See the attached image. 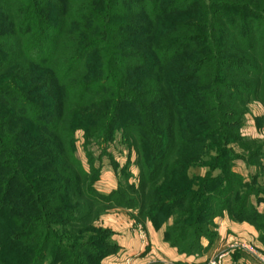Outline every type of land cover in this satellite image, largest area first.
<instances>
[{
  "label": "trees",
  "instance_id": "trees-1",
  "mask_svg": "<svg viewBox=\"0 0 264 264\" xmlns=\"http://www.w3.org/2000/svg\"><path fill=\"white\" fill-rule=\"evenodd\" d=\"M254 100L264 104V0H0V264L64 262L59 251L100 262L109 253L93 247L103 242L93 220L114 203L141 210L136 190L160 215L187 203L177 214L193 224L166 240L194 230L198 241L213 205L264 233L238 174L212 172ZM117 124L140 183L103 194L91 148L112 141ZM196 165L210 171L198 190L152 180L192 183Z\"/></svg>",
  "mask_w": 264,
  "mask_h": 264
},
{
  "label": "rangeland",
  "instance_id": "rangeland-1",
  "mask_svg": "<svg viewBox=\"0 0 264 264\" xmlns=\"http://www.w3.org/2000/svg\"><path fill=\"white\" fill-rule=\"evenodd\" d=\"M255 3L259 2V0H254ZM122 128L120 125H116V129L114 130V138L107 144H103V148H99L94 145L91 149L95 154L96 161L95 166L100 167V175L99 179L96 181L97 189L103 194H109L113 191L117 190L120 185L128 186L134 185L137 187L140 183L141 177V167L138 160V153L134 148H129L126 144L125 140H123L122 136ZM77 137V155L83 162L84 166L88 169L89 164L87 161V155L84 148V139L83 132L78 131L76 134ZM239 139L237 141L230 142L228 148L230 152L226 155L223 162L220 163V167L216 170H212L214 175L224 174L227 169L238 174L239 177L236 178V181L239 183L242 182L240 189L243 191L250 192L248 194V200L250 203H253L257 210L264 214V104L259 100H254L250 102L247 106V111L244 113L242 125L239 128ZM104 152V153H102ZM101 156L100 159L98 157ZM209 167L207 165H196L192 167L190 170L192 183H188L187 179L182 176H177L174 180L176 183H172L170 177L168 179L165 176H159L152 180H154L157 186H167L174 185L173 190H185L192 191L200 189V180L197 179L198 176L206 177L208 174ZM211 174V173H210ZM209 176V175H207ZM208 180V179H207ZM206 183V180L203 181ZM210 185L213 187H219L217 182L210 181ZM202 183V181H201ZM169 189V188H168ZM129 190V189H128ZM139 190H136L134 195H138L141 200V206L143 211L139 210V207L133 206L131 208L126 206H118L115 203L111 204L107 210H104L98 217V219L93 220V224L96 226L95 228L100 229L103 235L97 236L100 237V241L97 244L93 243V247H96L98 250L108 251L109 254L101 258L99 261H95V257L91 256V254H75L74 256H69L67 252L59 251L57 254L60 257L65 258L64 262L71 264H115L112 259L115 257H119L116 264H170V259L168 257H164L163 255H156L154 252L149 253L152 249L153 244H151L149 230L152 231L154 229L156 232L160 234L162 237V241L167 243L169 246L175 248L178 253L185 255H200L206 252L213 253L218 235V229L221 225L220 217L226 215L229 217V214L226 210L221 214L222 211L217 205H213L212 210L215 211V216H213L207 223H204L201 228L204 231V235H202L198 241L196 238V233L194 230H189L187 234L185 233V241L183 240L184 233L182 234L180 231L169 233V239L166 240L168 231L173 227L180 226L182 222L184 225H192L193 220L191 217H183L178 215L180 213L179 209H184L186 202L181 204L174 205L168 209H166L161 215L157 212L150 211L154 206H152L153 200H142L140 197L143 195H147L148 190L141 191L139 194ZM132 193V191H130ZM169 193V192H168ZM141 195V196H140ZM148 198V197H147ZM150 200V202H149ZM193 202L194 200H189ZM153 213L155 216V220H151L146 217L148 212ZM177 211V212H176ZM183 217V218H181ZM84 223V222H82ZM129 224V226H126ZM84 225L77 224L72 231L76 235H78L79 228ZM186 226V227H188ZM256 228V227H255ZM63 233L65 230H70L71 228H63ZM259 232V237L262 239V235L264 233ZM131 232L132 235L138 234L139 246L135 250L133 247L131 251H133L129 255L127 252L122 251L124 249L123 242H119V239L124 237L125 240H131V237H127L124 235V232ZM96 235L98 233L94 232ZM147 233V234H146ZM150 235V236H149ZM172 235H180L182 238L181 242H179V246H174L170 241H175V238H172ZM140 238V239H139ZM95 240V242H97ZM196 241V242H195ZM264 242V241H263ZM65 246L68 245V242H63ZM200 244V247L198 246ZM193 249H192V248ZM233 247H243L248 248L253 252V245L247 243H239L233 242L230 245ZM184 248L185 250L191 249L193 254L183 253L180 249ZM195 248V249H194ZM156 251V250H155ZM123 252L126 254L123 257ZM73 253V252H72ZM93 255V254H92ZM163 256V257H162ZM215 257H211L206 264H215ZM62 260L54 263L51 260V254L47 256L46 260L43 264H63ZM176 264H184L183 262H175ZM203 263V264H205Z\"/></svg>",
  "mask_w": 264,
  "mask_h": 264
},
{
  "label": "crops",
  "instance_id": "crops-1",
  "mask_svg": "<svg viewBox=\"0 0 264 264\" xmlns=\"http://www.w3.org/2000/svg\"><path fill=\"white\" fill-rule=\"evenodd\" d=\"M220 219L221 225L218 229L219 237L213 246V253L209 251L200 255L180 254L175 248L163 242L160 234L154 229H152V231L149 230L150 235L153 236L150 237L151 239L153 238V240H150L153 246L149 253L151 254L154 252L156 255L168 257L171 262L170 264H176L175 262H183L184 264H203L205 262L207 263L211 257H215V264H264V242L260 239L259 232L256 230L255 226L248 221L232 220L226 215L220 217ZM126 226H129V224ZM124 235L132 239L130 241L125 240L123 236L119 239V242H123L124 249H122V251L132 255V248L135 247L134 249L136 250L137 246H139L138 234L132 235L131 232L126 231ZM236 241L239 243H249L253 245V247L255 246L253 252L243 247L231 248V243ZM124 252L121 254L123 257L126 256ZM118 259L119 257L112 259L113 263H118Z\"/></svg>",
  "mask_w": 264,
  "mask_h": 264
}]
</instances>
